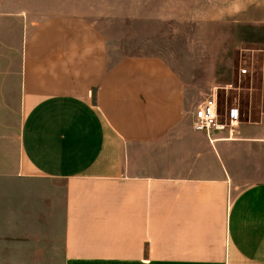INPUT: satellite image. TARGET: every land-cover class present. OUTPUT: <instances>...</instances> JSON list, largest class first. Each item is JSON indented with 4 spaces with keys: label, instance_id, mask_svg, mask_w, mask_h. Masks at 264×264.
<instances>
[{
    "label": "crops",
    "instance_id": "obj_1",
    "mask_svg": "<svg viewBox=\"0 0 264 264\" xmlns=\"http://www.w3.org/2000/svg\"><path fill=\"white\" fill-rule=\"evenodd\" d=\"M20 82L0 178L62 185V264H264V101L196 131L193 81L159 57L113 63L82 16L36 27Z\"/></svg>",
    "mask_w": 264,
    "mask_h": 264
},
{
    "label": "rangeland",
    "instance_id": "obj_2",
    "mask_svg": "<svg viewBox=\"0 0 264 264\" xmlns=\"http://www.w3.org/2000/svg\"><path fill=\"white\" fill-rule=\"evenodd\" d=\"M62 16H82L96 26L113 63L135 56L164 59L195 84L194 111L216 94L220 115L237 109L242 121L256 119L264 101V0H0L4 162L19 146L26 44L38 25ZM215 19L226 22L197 24ZM233 19L242 23L227 22ZM64 205L61 184L0 178V264H62Z\"/></svg>",
    "mask_w": 264,
    "mask_h": 264
},
{
    "label": "built area",
    "instance_id": "obj_3",
    "mask_svg": "<svg viewBox=\"0 0 264 264\" xmlns=\"http://www.w3.org/2000/svg\"><path fill=\"white\" fill-rule=\"evenodd\" d=\"M244 73L246 69L242 70ZM238 118V110H231V119ZM194 129L196 131L205 132L210 136L212 130L220 126L219 113H218V100L217 96L212 95L211 97L204 100L194 111Z\"/></svg>",
    "mask_w": 264,
    "mask_h": 264
}]
</instances>
